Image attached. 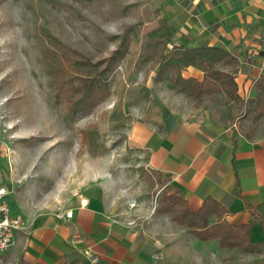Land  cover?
Wrapping results in <instances>:
<instances>
[{
  "label": "rangeland",
  "instance_id": "obj_1",
  "mask_svg": "<svg viewBox=\"0 0 264 264\" xmlns=\"http://www.w3.org/2000/svg\"><path fill=\"white\" fill-rule=\"evenodd\" d=\"M169 2L0 0V185L12 209L25 217L58 212L86 186L135 177L158 207L167 187L144 166L141 148L129 146L128 132L164 118V109L263 128L264 112L251 108L250 95L193 98L178 90L162 61L190 30L170 22ZM83 79L94 91L74 111L70 100Z\"/></svg>",
  "mask_w": 264,
  "mask_h": 264
},
{
  "label": "crops",
  "instance_id": "obj_2",
  "mask_svg": "<svg viewBox=\"0 0 264 264\" xmlns=\"http://www.w3.org/2000/svg\"><path fill=\"white\" fill-rule=\"evenodd\" d=\"M167 7L170 22L190 30L178 44L222 45L242 65L232 71L242 83L238 94L254 97L264 73V0H170ZM181 73L203 76L196 65ZM251 108L264 112L262 105ZM128 139L144 153V166L164 180L161 190L178 193L192 211L208 202V225L240 229V242L200 238L158 211L139 178H114L84 187L65 210L21 213L25 225L0 252V264H91L92 255L96 264H264V126L171 112L169 119L133 123ZM132 199L136 207H129Z\"/></svg>",
  "mask_w": 264,
  "mask_h": 264
},
{
  "label": "trees",
  "instance_id": "obj_3",
  "mask_svg": "<svg viewBox=\"0 0 264 264\" xmlns=\"http://www.w3.org/2000/svg\"><path fill=\"white\" fill-rule=\"evenodd\" d=\"M227 57L229 52L222 45L182 43L162 61V66L175 71L174 81L178 90L189 97L201 98L206 94L222 92L228 99L236 100L240 98V95L233 72L215 67V64L220 61L228 62ZM189 65L198 66L203 72L202 78L199 79L193 75L183 76L181 70ZM91 81L92 79H83L81 85L76 88L78 92L72 94L70 105L74 111L91 98L94 91ZM257 86L259 89L257 94L249 100L255 107L264 106V73L260 76ZM163 115L165 119L170 118L166 109ZM157 209L167 213L178 224L188 226L191 232L200 238L218 237L222 244L228 245L240 242L237 240L240 229L222 221L208 225V214L212 209L208 202H205L198 211H192L178 193L163 192Z\"/></svg>",
  "mask_w": 264,
  "mask_h": 264
},
{
  "label": "built area",
  "instance_id": "obj_4",
  "mask_svg": "<svg viewBox=\"0 0 264 264\" xmlns=\"http://www.w3.org/2000/svg\"><path fill=\"white\" fill-rule=\"evenodd\" d=\"M80 205L86 204V198L80 197ZM129 207H136L135 200H129ZM66 217L71 215V210L64 212ZM25 225V220L20 213L11 210L8 199V191L0 185V252L13 244V234L16 229H21ZM97 256L90 257V263L96 264Z\"/></svg>",
  "mask_w": 264,
  "mask_h": 264
}]
</instances>
